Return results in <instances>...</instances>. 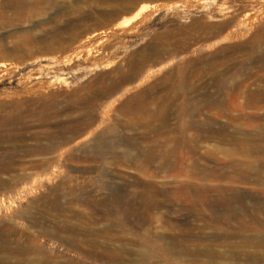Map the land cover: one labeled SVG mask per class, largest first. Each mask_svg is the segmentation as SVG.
I'll return each instance as SVG.
<instances>
[{"label": "rangeland", "instance_id": "obj_1", "mask_svg": "<svg viewBox=\"0 0 264 264\" xmlns=\"http://www.w3.org/2000/svg\"><path fill=\"white\" fill-rule=\"evenodd\" d=\"M0 159V264H264V0H0Z\"/></svg>", "mask_w": 264, "mask_h": 264}, {"label": "bare ground", "instance_id": "obj_2", "mask_svg": "<svg viewBox=\"0 0 264 264\" xmlns=\"http://www.w3.org/2000/svg\"><path fill=\"white\" fill-rule=\"evenodd\" d=\"M151 7L152 6H148V5L141 6L139 9L136 10V12L132 16L127 17V18L125 17L122 21H120L117 24V26H119V27L129 26L130 24H132L137 19L144 17L146 15V13L148 12V10L151 9ZM143 53H145V50H143ZM89 54L91 55V52H89L87 55H89ZM142 61L143 60L138 62V65H142ZM77 122H79V120ZM55 138H56V136H54V139ZM3 155H5V153ZM1 160L2 159H0V165H1L2 170L7 171V170L12 169V163L10 161L2 163ZM43 164L47 165L48 162L42 161V163L41 162L38 163V165H41V166ZM0 183L2 185H5V186L12 185L8 180H1L0 179ZM157 196H158L157 192H153V191L150 192V191H146V190L142 191V193L139 195V197L141 199V203L144 204L145 206L149 207V208H155L158 205V202L155 201V198ZM254 198H255V200L260 199V198H256V197H254ZM231 199L236 200L240 204H243L245 197L241 194V192L234 191L233 194L231 195ZM91 208L93 209V211L91 212V215L97 222L100 221L99 219H102V220H110L111 219V220L118 221L117 217H115L116 214L118 213V209L116 207H108V206H105L103 204H95ZM53 210H55L57 212H61L62 210H61L60 204L54 203L53 204ZM48 213L50 214V212H48ZM98 214H100V215H98ZM63 216L64 215H60V217H63ZM57 218H58V216H57ZM4 249L5 248L2 247V250H4ZM138 255L141 256V259H144L146 257L144 253L143 254L138 253ZM194 255L196 257H200V258H203V257L206 258V260L202 261L201 264H217V261L219 259H222L225 257L223 253L216 251L215 248L213 246H211V244H209L205 250H203L201 252H195ZM230 258L235 262L236 260L239 259V255L234 253V255H232ZM102 259L107 263H111V259L108 256H103ZM248 259L251 260L253 258L248 257Z\"/></svg>", "mask_w": 264, "mask_h": 264}]
</instances>
